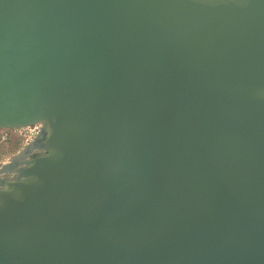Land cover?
I'll return each mask as SVG.
<instances>
[{
    "label": "water",
    "instance_id": "1",
    "mask_svg": "<svg viewBox=\"0 0 264 264\" xmlns=\"http://www.w3.org/2000/svg\"><path fill=\"white\" fill-rule=\"evenodd\" d=\"M36 125L0 264H264V0H0V129Z\"/></svg>",
    "mask_w": 264,
    "mask_h": 264
},
{
    "label": "rangeland",
    "instance_id": "2",
    "mask_svg": "<svg viewBox=\"0 0 264 264\" xmlns=\"http://www.w3.org/2000/svg\"><path fill=\"white\" fill-rule=\"evenodd\" d=\"M29 128L0 129V167L19 152L22 155L26 149L33 154L34 149L31 151V147L38 146L37 142L41 140V135H38L39 131L36 130V126ZM21 155L18 156L22 157Z\"/></svg>",
    "mask_w": 264,
    "mask_h": 264
},
{
    "label": "bare ground",
    "instance_id": "3",
    "mask_svg": "<svg viewBox=\"0 0 264 264\" xmlns=\"http://www.w3.org/2000/svg\"><path fill=\"white\" fill-rule=\"evenodd\" d=\"M30 129V128H29ZM22 130V129H21ZM33 130V129H32ZM30 131V130H29ZM39 131V130H38ZM37 131V132H38ZM39 135V134H38ZM35 148H36V146H32L31 147V151L34 149L35 150ZM19 156L21 155V154H18ZM18 156V158H21L22 160H21V162H20V164H15L12 160H9V161H7V162H4V165L0 168V181L3 179L2 178V175H7V176H10V177H12V176H16V174H17V171H18V169L19 168H21V165H22V167H23V165H24V163L25 162H27V160H28V158L31 156V154L27 151V152H24V153H22V157H19ZM13 164V165H12ZM15 164V165H14ZM6 177V176H5ZM4 177V178H5Z\"/></svg>",
    "mask_w": 264,
    "mask_h": 264
},
{
    "label": "built area",
    "instance_id": "4",
    "mask_svg": "<svg viewBox=\"0 0 264 264\" xmlns=\"http://www.w3.org/2000/svg\"><path fill=\"white\" fill-rule=\"evenodd\" d=\"M36 130H39V135H41V137H42V125H36ZM37 151H39V152H37ZM41 151H42L41 146H37V147L35 148V150H34L33 153H34V154H38V153H41ZM19 153H20V152H19ZM19 153H18V154H19ZM15 156H16V155H15ZM15 156H14V157H15ZM14 157H13V158H14ZM13 158H11L10 160H12ZM3 165H4V164H3ZM3 165H2V166H3ZM2 166H1V167H2ZM1 167H0V168H1ZM5 176H7V175H5Z\"/></svg>",
    "mask_w": 264,
    "mask_h": 264
},
{
    "label": "flooded vegetation",
    "instance_id": "5",
    "mask_svg": "<svg viewBox=\"0 0 264 264\" xmlns=\"http://www.w3.org/2000/svg\"><path fill=\"white\" fill-rule=\"evenodd\" d=\"M41 143H42V141L41 140H39L38 142H37V145L38 146H40L41 145ZM39 152V151H38Z\"/></svg>",
    "mask_w": 264,
    "mask_h": 264
}]
</instances>
